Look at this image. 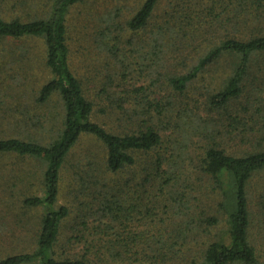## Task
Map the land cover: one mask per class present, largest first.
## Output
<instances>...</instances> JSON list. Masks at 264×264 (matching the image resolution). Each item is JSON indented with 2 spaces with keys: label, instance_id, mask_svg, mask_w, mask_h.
I'll list each match as a JSON object with an SVG mask.
<instances>
[{
  "label": "trees",
  "instance_id": "1",
  "mask_svg": "<svg viewBox=\"0 0 264 264\" xmlns=\"http://www.w3.org/2000/svg\"><path fill=\"white\" fill-rule=\"evenodd\" d=\"M87 1L90 0H53L48 9L36 10L26 19L20 15L7 17V13L4 16L0 7V43L4 39H41L44 55L40 56L39 62L50 74L49 79L34 90L16 78L18 66L15 65L13 56L9 55L8 60L0 62V94L3 93L8 98V103L1 101L0 110L6 118L22 121L19 125L21 135L0 137V153L38 159L45 165L41 176V195H25L15 202L9 197L3 203L16 204L22 218H26L25 211L41 209L38 224L32 227L35 247L30 252L1 257L0 264H180L187 259L180 255L178 248L185 245V242L178 241L181 224L176 222L177 218L174 216L175 209L178 208L176 204H164L174 213L167 214L168 223L161 220V224L155 225L157 227L153 229L151 227L148 233H140L127 223L148 195L153 198L151 203H157L153 192H161L163 188L170 186L168 182L171 180L165 181L166 178L160 177L170 159L163 155L162 137L155 123L142 125L136 131L118 134L92 119L97 103L88 98L87 87L85 88L83 80L73 69L68 26L72 9ZM118 1L121 0H102L95 9L90 10L91 13L96 12L95 16L98 18L92 37L99 50L101 65L97 66L102 69L95 67V71L97 74L104 73L105 76L97 92L99 96H103L98 97L103 101L102 111L108 108L123 110L127 101V97H119L111 89L117 86L114 84L117 76L109 73L117 68L111 63L114 58L118 60L117 51L120 50L119 43L124 32L129 36L126 42L130 44L134 40L133 35L147 33V38L140 36L138 41L142 51L153 56L164 47L169 52L177 50V45L185 40L181 37L182 33H185L188 41H192L190 36L197 32L192 26L190 14L175 4L170 11H165L162 23L155 25L153 18L161 0H141L127 17L124 12L120 15L126 0L121 2L122 8ZM209 1V7L206 6L209 8L208 13L205 14H212L211 24L218 23L222 26L229 16L239 22L243 14L249 21L252 18L264 21V0H238V4L232 9L230 5L223 3L225 0ZM244 4L246 14L242 13ZM29 5V0H12L11 7L12 10L18 6L27 7L26 12ZM253 5L257 8L249 9ZM45 6L48 7V4L45 3ZM240 6L241 9H238ZM258 55H264V32L242 40L223 38L206 51L187 73H167L166 85L183 93L199 73L221 61L223 56L230 57V73L217 92L207 97V104L210 109L222 110L220 126H228L233 130L242 128L246 133L250 130L245 121L246 114L251 108H255L256 112L249 113L250 115L255 116L258 112L255 102L249 98L250 95H256L255 89H258V75H253L254 70L258 73ZM254 66L256 69H253ZM124 78L125 76H121L122 82H125ZM159 79L160 76H157L152 85ZM247 85L248 92L244 90ZM103 98L109 103L107 107L104 106ZM51 103L55 105L54 115L47 110L41 112L44 115L34 114L36 108L48 107ZM7 112L11 115H7ZM16 114L23 118L16 119ZM53 120L56 128L44 133L46 126L43 124L48 126ZM31 125L36 129L29 130ZM25 132L27 133L23 136ZM83 138L98 141L104 147V155L97 160L88 155L89 159L85 164H79L73 155L75 147ZM67 165H71L73 169L78 199L82 198L74 211L68 205L59 204L61 181L66 174ZM199 166L201 172L211 180L213 188L221 193L217 207L225 214L227 228L221 238L206 246L200 261L189 264H256L257 255L249 241L251 210L248 186L254 175L264 171V148L243 155H233L219 145L207 144ZM127 169L129 178L116 180L115 175ZM135 175L139 176L138 184L134 181ZM0 186L3 187L4 183H0ZM132 186L136 195L135 202L133 196L129 197L133 200L128 201V197L123 195V203L120 198H116L118 187L120 193H123ZM167 192L173 201L177 192L170 189ZM153 206H148V209L151 210ZM260 207L264 210V195ZM205 221L216 224L217 219L208 217ZM67 222L72 224L65 225ZM69 227L71 233L65 239L66 245H63L66 256L57 257L56 248L62 234ZM87 230L93 232H89L87 236Z\"/></svg>",
  "mask_w": 264,
  "mask_h": 264
},
{
  "label": "rangeland",
  "instance_id": "2",
  "mask_svg": "<svg viewBox=\"0 0 264 264\" xmlns=\"http://www.w3.org/2000/svg\"><path fill=\"white\" fill-rule=\"evenodd\" d=\"M101 1L90 0L74 7L68 23L71 37L69 42L70 57L73 69L83 80L85 88L89 89L86 88L88 98L97 103L92 119L107 130L118 134L136 131L142 125L155 123L154 125L162 137L163 155L170 159L164 166L165 172L160 176L166 178L165 181L171 180L168 182L170 186L163 188L161 192L159 190L153 192L157 203H151L153 198L148 195L138 209L133 212L127 223H130L129 226L137 229L140 233H148L151 227L152 229L157 227L155 225L161 224L162 221L168 223L167 214L174 212L167 209L164 204L173 202V205L176 204L178 207L175 209L176 214H174L177 218L176 222L181 224L178 241L185 242V245L178 248L181 252L180 255L186 256L187 259V261L182 260L180 264L200 261L206 246L224 235L227 223L225 214L217 207L221 193L213 188L209 177L201 172L199 160L207 144L219 145L227 153L233 155H243L264 148V72L262 71L264 70V55H258L256 58L258 73L254 70L253 75H258V89H255L256 95H250L249 98L255 102L258 112L255 116L250 115L249 113L256 112L255 108H251L246 114L245 121L250 128L246 133L241 130L242 128L233 130L228 126H220L222 110L210 109L207 104V97L217 92L222 81L230 73V57L223 56L221 61L213 63L199 73L183 93L167 86L165 76L167 73L176 75L187 73L206 51L219 43L220 39L235 38L242 40L250 35L264 32V21L255 20V18L249 21L244 14L239 18V14V22L229 16L220 26L218 23L211 24V13L205 14L209 9L206 6L209 7L211 3L209 0H190L189 2L187 0H161L153 18L155 25L162 23L165 11H170L175 4L190 14L192 26L197 29L194 36H190L193 40L188 41L185 33H182L181 37L185 40L177 45V50L169 52L164 47L163 50L157 51V55L153 56L150 53L145 54L138 41L140 36L147 38V33L133 35L134 40L130 44L126 42L129 40V36L124 32L123 37L121 35L122 41L119 43L120 50L117 51L118 60L114 58L111 63L118 69L110 70L109 73L117 76L114 80V84L117 86L111 89L115 90V94H118L119 97H127V101L123 105V110H116L117 108L110 110L111 108H108L102 111L103 101L98 97L103 96H99L97 92L101 83L104 82L105 76L104 73L97 74L95 71V67L98 69H102V67L97 66L101 65L99 63V50L94 45L92 37L93 27L95 22H98V18L95 16L96 12H90ZM122 1L124 0L118 1L121 8L123 6ZM29 2V10L25 12L27 7L18 6L12 10V0H0V7L3 9L2 14L6 16L5 13H7V17L20 15L25 18L36 10L48 9L53 0H29ZM139 2L141 0H126L120 15L124 12L126 17L129 16V12L133 11ZM237 2L238 0H225L223 3L230 5L232 9L238 4ZM45 3L48 4V7L45 6ZM253 8H257V6L249 7V9ZM238 9H241V6ZM242 13L246 14L245 4ZM119 20L122 21L121 18ZM200 21L202 22L199 23ZM9 55L13 56V61L18 66H15V76L20 83L25 82L37 90L42 83L49 79V71L39 62L40 56L44 55V45L41 39H4L0 43V62L8 60ZM253 69L256 67L254 66ZM121 76H125V82H122ZM157 76H160L159 81L152 85V81ZM244 90L248 92L249 86L247 85ZM243 95L246 96V94ZM103 100L104 106L107 107L109 103L105 98ZM1 101L8 103V98L3 93L0 94V104ZM36 109L34 114H41L47 110L54 115L56 111L54 103L48 107ZM6 114L11 115L9 112ZM21 117L23 118L21 115H15L16 119ZM224 119L226 118L224 117ZM21 122L10 117L6 118L0 110V137H18L21 135V132L19 134ZM54 123L53 120L52 124L48 126L43 124L46 126L43 132L46 133L55 129ZM225 123H228L227 120ZM35 129L34 125L29 128V130ZM242 131L243 133H241ZM104 153V147L98 141L83 138L80 144L75 147L73 157L79 164H85V161L89 159L88 155L97 160ZM144 156L139 155V157ZM172 161H174V165ZM44 168V163L38 159L0 153V183H4L3 187L0 186V258L9 254L30 252L35 247V235L32 227L38 224L42 214L41 209L25 211L26 218H22L20 217V209L16 204L3 203L9 197H12L15 202L25 195H41L43 192L41 176ZM66 168V174L61 181L59 204L68 205L74 211L78 201L82 198L78 199L79 194L76 190L71 165H67ZM128 173V169L119 172L115 178L116 180L129 178ZM138 177L135 175L134 181L137 184L139 183ZM159 180L161 181V179ZM169 189L177 192L174 194L173 201L167 192ZM133 190L132 186L128 191L125 190L120 193L118 187L115 196L120 198L122 203L123 195L128 197V201L133 200L129 198L133 196L135 202L136 195H134ZM262 195H264V171L254 175L248 186L249 208L251 210L249 241L257 255L256 264H264V210L260 207ZM152 205H154L153 208L148 209ZM73 216L74 213L71 217ZM208 217L216 218V224L206 222ZM70 219L69 221H71ZM71 224L65 223V225ZM89 232L93 231L87 230L85 234L88 236ZM64 233L56 248L57 257L60 258L66 256L63 245H66L65 239L71 233L70 227ZM95 236L102 237V235Z\"/></svg>",
  "mask_w": 264,
  "mask_h": 264
}]
</instances>
